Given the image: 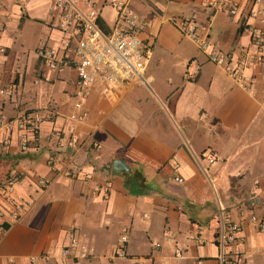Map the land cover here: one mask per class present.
Returning <instances> with one entry per match:
<instances>
[{"label": "crops", "instance_id": "obj_1", "mask_svg": "<svg viewBox=\"0 0 264 264\" xmlns=\"http://www.w3.org/2000/svg\"><path fill=\"white\" fill-rule=\"evenodd\" d=\"M206 1L129 0L134 33L151 45L142 79L107 94L91 85L86 115L75 121L67 118L74 57L50 26L51 0H0V88L11 89L0 93V177L19 174L0 184V264H221L220 215L239 224L224 258L264 264V226L250 221L264 217V62L251 59L239 85L176 24L193 20L234 61L260 49L250 33L264 18V0H232L235 14ZM88 2L109 27L113 7ZM41 44L57 49L56 67L35 54ZM191 59L199 64L192 77ZM34 113L39 129L22 148L21 130L5 123ZM71 230L91 247L86 256L62 253Z\"/></svg>", "mask_w": 264, "mask_h": 264}, {"label": "built area", "instance_id": "obj_2", "mask_svg": "<svg viewBox=\"0 0 264 264\" xmlns=\"http://www.w3.org/2000/svg\"><path fill=\"white\" fill-rule=\"evenodd\" d=\"M88 3L82 7L77 0H51L56 14L50 20V26L63 34L61 47L63 51L70 50L74 57V69L76 72V85L73 91L72 111L67 118L71 120H81L86 115L84 108V98L91 85H96L98 90L107 94L111 90L122 89L127 84L142 79V73L151 56V45L142 41L134 29L138 22V14L130 5L129 0H106L114 9L112 23L109 27L102 28L97 23L99 9ZM207 4L212 8H224L230 14H235L237 5L232 0H207ZM177 27L183 35L193 40L206 58L216 64L225 66L227 72L235 81L244 86L243 68L251 59L264 62V18H261L260 25L251 29V39L260 44V49L253 55L247 53L237 57L234 61L228 54L222 52L218 46L210 40L201 37L196 31V25L189 18L178 19ZM34 52L50 67H56L59 58L57 49L50 45H38ZM191 71L190 77L194 76L199 69V64L195 59L188 61ZM10 94L11 89L1 87L0 93ZM40 117L34 113L29 116L21 115L5 123L9 127L12 123L20 130L19 143L23 148L30 136L37 133L39 129ZM213 156H209L211 160ZM58 160L57 154L49 155L48 163L53 166ZM173 169L176 171L177 162L172 159ZM170 178L176 182L182 181L178 173H173ZM14 181L10 178L5 181L8 186ZM37 183L45 187L49 179L39 176ZM220 226L216 233V243L219 249V260L221 264H232L224 258V248L228 243L235 240L239 224L237 222H225L220 215ZM250 221L256 223L258 227L264 226V217L257 218L254 214L250 215ZM168 238V237H167ZM127 241L124 231L119 233L117 242L123 245ZM91 247L79 244L78 234L75 230L68 233L65 245L61 251L63 254L74 253L77 257L86 256ZM175 253H178L177 249ZM117 256H123L121 248L115 252ZM135 264H142L136 261Z\"/></svg>", "mask_w": 264, "mask_h": 264}, {"label": "trees", "instance_id": "obj_3", "mask_svg": "<svg viewBox=\"0 0 264 264\" xmlns=\"http://www.w3.org/2000/svg\"><path fill=\"white\" fill-rule=\"evenodd\" d=\"M97 23L100 27L102 28H106V26L102 23V21L100 20V18H97ZM19 176V174L17 172H11L10 173H6L5 175L1 176L0 177V184L3 182V181H6V180H9L10 178H14V179H17V177Z\"/></svg>", "mask_w": 264, "mask_h": 264}, {"label": "rangeland", "instance_id": "obj_4", "mask_svg": "<svg viewBox=\"0 0 264 264\" xmlns=\"http://www.w3.org/2000/svg\"><path fill=\"white\" fill-rule=\"evenodd\" d=\"M175 55H177V54H175ZM175 55L170 57V61H169V63H174ZM177 65H178V66H181V64H180L179 62L177 63Z\"/></svg>", "mask_w": 264, "mask_h": 264}, {"label": "water", "instance_id": "obj_5", "mask_svg": "<svg viewBox=\"0 0 264 264\" xmlns=\"http://www.w3.org/2000/svg\"><path fill=\"white\" fill-rule=\"evenodd\" d=\"M117 162H118V161H114L113 164L115 165V167H118V168H119V165L117 164Z\"/></svg>", "mask_w": 264, "mask_h": 264}]
</instances>
